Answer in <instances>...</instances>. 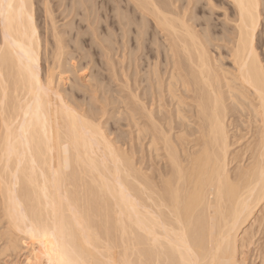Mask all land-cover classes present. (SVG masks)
<instances>
[{
    "label": "bare ground",
    "instance_id": "1",
    "mask_svg": "<svg viewBox=\"0 0 264 264\" xmlns=\"http://www.w3.org/2000/svg\"><path fill=\"white\" fill-rule=\"evenodd\" d=\"M46 1L42 2L45 8L48 6ZM119 1L117 3L125 4V8L120 9L132 16L131 21L121 11L114 10L118 12L114 17L117 18L120 13L119 17L123 15L124 19L126 17L127 21H131L128 23L124 20L128 24L127 31L132 35L129 50L134 54V81L132 87L127 88L129 105L120 97L116 96L114 100L121 104L118 113L126 114L129 126L134 129V141H146L150 164L144 172L133 157L127 155V150L115 147L105 133L96 146L95 155L90 150L87 156L82 151L78 155L71 141L63 134L55 137L56 115L58 111L61 113L63 126L65 106L85 118L94 117V113L87 115L72 107L59 90L60 82L49 73L50 69L46 71L45 78L41 77V57L52 62L60 61L65 46L57 25L48 15L50 13L46 14L50 21L44 27L42 40L34 20L32 1L24 0L33 17L36 33L33 51L38 68L34 75L45 87L50 81L52 85V95L43 98L44 113H50L52 117L49 129L51 143L43 141L39 145L32 144L30 155L26 154L27 145L20 146L22 163L19 175L16 180L11 175L4 178V186L0 189V223L5 225V229L0 234L3 243L0 245V257L30 246L31 249L23 252L26 255L24 264H49L46 246L47 251L53 253V261H58L54 245L60 243L59 233L53 236L52 232H48L47 239L41 233L39 238L34 239L23 229L22 217L33 221L43 211L47 219L51 212L48 206L52 203L56 204L59 217L70 226V243L83 250V259L95 260L96 264H108L109 260L125 258L134 264H167L174 246L185 243L197 248L201 243L210 246L214 241L213 225L217 236L224 227L226 217L218 211V201L212 200L210 207L203 194V185L198 189L196 179L208 158L206 146L215 155L227 157L226 179L232 181L236 180V168L239 167V164L234 166V159L245 151L256 152L259 125L255 109L259 107L256 92L260 82L254 75L256 87L249 88L239 75L237 63H242L246 58L245 44L249 51H254L258 56L264 55V12L258 11L254 22L247 10L242 17L237 4L248 3L249 0H205L203 3L202 0ZM14 2L19 3L20 0ZM47 9L46 13L49 12ZM84 11L89 29L91 24L99 25L96 8L90 7ZM212 14L215 17L222 15L223 20L217 23L215 18H211ZM177 18L183 19L187 27L178 23ZM123 29L124 25L120 29V39H124ZM48 33L53 45L51 50L47 48L50 42L46 37ZM241 33L244 43H241ZM95 34L93 37H96ZM31 40L32 28L25 34L24 26L18 24L9 31L7 42L0 28V101H3L0 108V146L6 144L5 123L13 128L14 140L20 135L22 125L27 130L25 112L29 111L28 105L35 99L32 88L35 81L26 69L27 61L21 62L23 53L19 49L13 51L12 43L28 44ZM97 40L100 42V39ZM124 44L120 46L124 48ZM157 69L160 70L158 82L155 78ZM139 74L142 75L139 77ZM217 117L223 133L218 146L215 143ZM27 122L36 126L32 112H29ZM161 122L167 129L166 133L163 129L158 130ZM42 123L43 115L40 119ZM141 132L144 133L143 137ZM31 140L29 136L28 141ZM65 145H68L67 156ZM109 146L119 154V160L114 159L108 151ZM251 158L252 155L249 156ZM53 167L60 172L58 186H53L50 180L47 184L45 181L46 176H51ZM0 174H3L2 168ZM9 184L16 185L12 189L15 196L11 198ZM124 196H130L136 205L133 206ZM208 196H211L210 192ZM10 199L14 201L11 204ZM238 204L243 210L239 196L232 202H226L223 207L230 215ZM9 209L12 210L11 216ZM262 213L264 207L257 205L248 217L250 222L238 233L242 255L245 243L249 245L247 255H244L247 264H253V261L264 264L260 257L264 235L259 234L258 239H254L255 231L261 229ZM17 219L21 223L20 231L16 227ZM149 232L152 236L148 235ZM155 238L159 239L154 246L151 241ZM254 246L256 254L251 252V260L252 254L250 257L249 252ZM22 261L17 260L12 264H22Z\"/></svg>",
    "mask_w": 264,
    "mask_h": 264
},
{
    "label": "snow or ice",
    "instance_id": "2",
    "mask_svg": "<svg viewBox=\"0 0 264 264\" xmlns=\"http://www.w3.org/2000/svg\"><path fill=\"white\" fill-rule=\"evenodd\" d=\"M237 7L241 10V15L247 10L248 15L255 20V16L258 11L264 12V0H249L248 3H238ZM27 21V24H25ZM177 22L184 24L183 19L177 18ZM24 26L25 34L29 28H32V40L28 44L16 43L13 41L12 49L16 51L19 49L23 56L20 57L21 62L27 61L26 69L32 79L35 81L32 84L35 99L33 103L28 105V112H25V120L27 124V130L25 126L20 127V135L13 139V128L5 123L4 127L7 130L6 144L0 146V168L3 169V174H0V189L3 188L5 183V176L11 175L13 180H16L19 175L20 166L22 163L20 146L27 145L28 152L30 155L32 152L31 145H39L43 141H49V129L51 127V114L44 113L43 98L45 96L50 97L51 92V81L49 85L45 87L41 84L39 78L35 77L36 69L38 68V61L33 51V46L36 38V33L33 25V17L29 12V6L24 0H20L19 3L14 0H0V28L4 31L5 41H8L9 31L17 25ZM123 26V20L121 21ZM187 27L186 24H184ZM124 40L125 44L129 43V35L127 30L124 29ZM139 37L137 38V44H139ZM241 43H244L243 33H241ZM19 55V53H17ZM245 59L242 63L238 62L237 67L239 69V75L243 82L249 88H255V80L259 79L260 87L256 94L259 96V107L255 109L256 120L259 125V144L256 147L255 154L251 151H245L239 154L234 159V166L239 164L236 168V180L226 179L228 176V160L225 156L221 158L219 155H215L213 151L209 150L206 146L205 152L207 154V160L203 167L200 169V176L196 179L197 188L200 189L201 184L204 188L205 199L208 200L209 206L211 207L212 200L218 201L220 207L218 211L221 213L224 219V227L220 230L219 235H216L215 226L213 225V237L214 241L209 246L206 243L199 244V247H195L189 243L183 244V246H174L172 256L167 261V264H247L244 255H247V249L249 245L247 242L244 246V255L241 254L239 244V231L242 227L250 222L248 217L252 211L255 210L257 205L264 207V55L258 56L254 51H249L247 44H245ZM159 72L157 69L155 72L156 81H159ZM175 77V72H173ZM169 91L171 92V86L169 85ZM163 104V102H162ZM3 107V101H0V108ZM51 105L49 104V108ZM102 108V106H101ZM34 109V112H33ZM163 115V107H162ZM29 112L35 117L36 126L27 122ZM43 115V123L40 124L41 116ZM64 125L61 126V113L58 111L56 115V124L54 134L55 137H59L61 134L67 137L75 147L77 154L81 151L84 155H88L90 150L91 154L95 155L96 146L99 141L103 140L104 132L102 131V123H98L95 117L85 118L78 112L65 106L63 110ZM163 129L166 133L167 129L164 127L163 122L158 126V130ZM86 130V132L84 131ZM222 130L219 125V117H217V125L215 129L216 140L215 143L218 146L220 138L222 136ZM143 137L144 133H140ZM29 136L32 137L31 142L28 141ZM51 143V141H49ZM107 141H105V144ZM68 145H65V156L67 153ZM110 151L114 159L119 160V154L115 149L109 146ZM252 158L249 159V156ZM242 156V159L240 158ZM94 164V161H93ZM35 166V161H33ZM247 165V167H245ZM15 167V172L13 168ZM41 175H44L41 173ZM181 175H183L181 173ZM60 172L53 167L52 174L50 177H45L46 184L50 182L53 186H58L60 183ZM15 184H9V197H14L15 193L12 189ZM211 196H208V193ZM242 194V195H241ZM123 195V193H122ZM177 205L179 210V191L177 190ZM239 196L240 202L242 203L243 210H241L240 204L230 215L225 211L224 205L226 202H232ZM124 198L131 203L133 206L136 205L135 201H132L130 196H124ZM47 199V196H45ZM12 199L9 203H13ZM51 208V212L47 219L44 217L43 211L39 214L38 219L29 221L26 217L23 219V229H26V234H30L34 239L39 238L41 233H44V239H47V233L52 232L53 236L59 233L60 243L54 245V253L58 257V261H53L52 252H48L45 246L46 254L48 255L49 264H96L95 260L83 259L85 255L83 250H78L73 244L70 243L72 236L70 234V226L66 225L62 218L59 217V213L56 210V204L52 203L48 206ZM46 210V209H45ZM9 215H12V210L9 209ZM264 217V213L261 214ZM30 225V226H29ZM17 230H22L20 220H16ZM261 229L264 230V219L261 220ZM152 236V233H148ZM264 235V231H262ZM155 238L151 243L155 246L157 240ZM91 247V245H89ZM178 257V259H177ZM260 257L264 260V247L260 249ZM108 264H134L127 258L123 260H109ZM253 264H256L253 261Z\"/></svg>",
    "mask_w": 264,
    "mask_h": 264
},
{
    "label": "rangeland",
    "instance_id": "3",
    "mask_svg": "<svg viewBox=\"0 0 264 264\" xmlns=\"http://www.w3.org/2000/svg\"><path fill=\"white\" fill-rule=\"evenodd\" d=\"M31 1L34 8L33 12L35 13L34 20L42 40L45 36L44 27L50 21V17L55 25H57L61 40H63L62 42L65 46L63 50L64 55L60 58V61L52 62L41 57L39 62V73L41 77L45 78L46 71L50 69L49 73L60 82L59 90L63 93L68 103L81 113L87 115L94 113V117L98 123H102L103 132L111 140L113 145L118 149L127 150V155L133 157L134 161L145 172L150 164L145 149L146 141H134V129L129 126L126 114L118 113L121 104L114 100L117 96L129 105L127 88L132 87L134 81V54L129 50L132 46V35L128 31L129 43L127 46L124 44V48H122V45L120 46V44L125 43V40L122 38V43V39H120L122 37L120 31L122 24L121 19L119 21L118 19L124 17L123 15L119 17V15H121L120 13L125 14V11L120 9L125 8V4L120 2L121 0H77V2L76 0H47L46 2L48 3L46 4L48 6L45 8V4L42 5L44 0ZM118 1L120 4L117 3ZM204 1L202 0L201 3ZM84 4L85 6H83ZM85 7L86 9L94 7L98 10L97 20L100 21H98L99 25L91 24L89 29V26L86 24L87 22H85ZM45 9L49 12L46 13ZM115 9L118 12L121 11L118 15L119 18L114 17L118 14L117 11H114ZM126 16L132 21L131 14L127 12ZM81 17L83 18L80 19ZM222 17V15H216V17L213 14L211 15V18H215L217 23L223 20ZM124 20H126V17L125 19L123 18V25L124 29L127 30L128 24L126 25L125 22L129 23L131 21L126 20L124 22ZM92 30H95L96 34L94 31L92 33ZM68 31H70V34H68ZM75 32L78 33V35L76 34V37L78 36L77 38L74 37ZM94 34L100 39V45H98L100 43L99 40L93 37ZM47 36L50 40L47 48L51 50L53 47L51 44V36L49 33ZM69 36L73 37L70 38ZM101 39H104V41H101ZM96 40L98 41L97 43ZM141 75L139 74V77ZM4 229L5 225L0 223V234L4 232ZM262 231L264 230H256L254 239H258ZM1 244H3L2 241H0ZM255 246L249 252V256L252 254V257L250 256L251 260L253 259V253L251 252L256 254L254 250L256 248ZM29 248L30 246H26L22 250L19 249L17 253L8 252L0 257V262L4 264L11 262L12 264V262L14 263L17 260L20 262L23 260L22 264H24L26 255L23 252L28 251Z\"/></svg>",
    "mask_w": 264,
    "mask_h": 264
}]
</instances>
